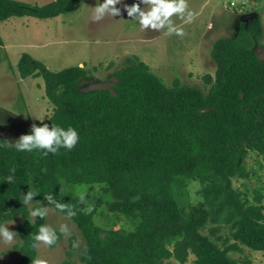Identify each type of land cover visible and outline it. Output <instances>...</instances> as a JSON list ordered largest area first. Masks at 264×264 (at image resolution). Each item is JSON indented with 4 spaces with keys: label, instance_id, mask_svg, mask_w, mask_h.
<instances>
[{
    "label": "trees",
    "instance_id": "obj_1",
    "mask_svg": "<svg viewBox=\"0 0 264 264\" xmlns=\"http://www.w3.org/2000/svg\"><path fill=\"white\" fill-rule=\"evenodd\" d=\"M78 1L39 5L0 0V22L23 16L54 18ZM262 35L256 17L242 23L235 38L215 43L217 68L214 76H204L207 92L180 80L169 87L147 63L132 56L107 77L118 78L116 94L110 89L84 93L83 86L102 81L85 66L54 72L23 53L21 77H43L53 104L51 115L37 126H72L79 140L71 151L61 149L46 157L0 148V226L24 218L15 246L20 263L37 264L32 237L47 215L33 221L29 210L46 205L56 209L46 195L66 205L65 211H57L76 213L68 217L83 239L80 247L77 237H71L69 258L60 264H74L78 249L83 264L185 263L190 254L196 256L195 264H250L230 253L244 247L264 251L263 195L256 190L252 201L233 182L250 177L246 159L251 151L264 157V61L254 50ZM4 140L10 143L0 136V143ZM11 168L15 178L10 184L4 177ZM190 181L199 182L201 201L186 208L180 199L188 196ZM89 186H100L96 208L105 206L134 227L97 224L96 209L83 194ZM29 190L38 194L23 203ZM210 223L216 226L205 233ZM224 226L230 237L221 246L216 240L222 239L218 234ZM57 235L59 239L62 233Z\"/></svg>",
    "mask_w": 264,
    "mask_h": 264
},
{
    "label": "rangeland",
    "instance_id": "obj_2",
    "mask_svg": "<svg viewBox=\"0 0 264 264\" xmlns=\"http://www.w3.org/2000/svg\"><path fill=\"white\" fill-rule=\"evenodd\" d=\"M21 1L44 5L54 0ZM231 1L187 0L189 9L194 13L193 22L183 24L173 17L174 23L183 27L184 36L140 30L135 21L128 20L124 10V4L131 5L134 0H123L122 4L117 5L121 8L119 16L106 15L97 22L91 17L93 7L99 0H79L71 11L54 18L23 16L0 22L3 43L0 44V136L15 143L21 135L31 130L33 124L45 121L53 112L43 77H21L18 63L23 53L31 54L54 72L72 66H85L102 81H107V77L121 67L127 57L137 56L167 86L174 87L175 81L180 80L182 84L200 87L207 92L209 85L204 76L215 75L217 66L212 51L219 39L235 38L242 23L259 17L263 31L260 44L264 46V0H249L240 6H232ZM191 59L201 62L199 65L204 62V65L193 71ZM246 166L250 177L234 179V187L252 201L255 200L256 190H259L264 204V157L251 151ZM199 188V182L190 181L188 196L180 199L182 205L187 208L199 203ZM83 194L87 196L90 207L96 209L97 224L107 228L134 227L123 215H115L105 206L96 208L94 202L100 196V186L85 187ZM46 207V225L59 232L61 226H66L67 233L61 232L54 247L42 246L37 249V264H60L69 258L71 237H77L80 247L83 239L68 216L51 206ZM23 221L24 218L18 217L4 224L13 232V240L10 243L0 241V264H21V254L15 246L20 243L18 227ZM215 226L210 223L204 232L209 233ZM218 235L222 239L216 241L224 246L223 241L230 237V229L224 226ZM79 255L78 249L73 255L74 264H83ZM230 255L237 259H248L250 264H264V251L244 247L243 252H231ZM195 260L196 256L190 254L185 263L172 259L170 264H195Z\"/></svg>",
    "mask_w": 264,
    "mask_h": 264
},
{
    "label": "clouds",
    "instance_id": "obj_3",
    "mask_svg": "<svg viewBox=\"0 0 264 264\" xmlns=\"http://www.w3.org/2000/svg\"><path fill=\"white\" fill-rule=\"evenodd\" d=\"M123 0H102L96 4L92 14L94 22L102 20L106 15L117 17L121 14V8L117 5L122 4ZM124 10L129 17L128 20L136 22L140 30L164 31L165 35L184 36L183 27H178L173 17L179 19L183 24H191L194 20V13L189 9L187 0H134L131 5L124 4ZM211 27V25L209 26ZM79 140L78 131L72 127L67 128L61 126L42 124L37 126L33 124L28 134L21 135L15 143H8L4 140L0 143V148L14 149L17 152H40L43 156L49 154H57L61 149L71 151L76 147ZM11 174L4 177V180L10 184L15 178V169H9ZM38 192L29 190L23 196V203L33 201V197ZM50 205H55L59 211H65L66 205L58 203L52 195L44 196ZM48 214V207L40 206L29 210V215L36 221L39 217L44 219ZM69 217L76 213L68 209ZM60 231L67 233L66 226H61ZM13 240V232L9 231L6 225L0 226V241L10 243ZM57 230L46 224H41L36 234L32 237V247L39 249L42 246L51 247L57 243ZM46 264V262H45Z\"/></svg>",
    "mask_w": 264,
    "mask_h": 264
},
{
    "label": "water",
    "instance_id": "obj_4",
    "mask_svg": "<svg viewBox=\"0 0 264 264\" xmlns=\"http://www.w3.org/2000/svg\"><path fill=\"white\" fill-rule=\"evenodd\" d=\"M254 50L259 60L264 61V46H260L258 41H255ZM118 78L116 76H111L107 81H94L86 84L81 88V91L84 93L96 91V90H112L113 94L115 92V86L118 83ZM242 97V94H241ZM209 109H204L202 112H208Z\"/></svg>",
    "mask_w": 264,
    "mask_h": 264
},
{
    "label": "crops",
    "instance_id": "obj_5",
    "mask_svg": "<svg viewBox=\"0 0 264 264\" xmlns=\"http://www.w3.org/2000/svg\"><path fill=\"white\" fill-rule=\"evenodd\" d=\"M201 62H199V61H195V59H191L190 60V65H191V67L193 68V71L194 70H198L201 66H203L204 65V62H202V64L201 65H199ZM189 71H192V69H188Z\"/></svg>",
    "mask_w": 264,
    "mask_h": 264
},
{
    "label": "built area",
    "instance_id": "obj_6",
    "mask_svg": "<svg viewBox=\"0 0 264 264\" xmlns=\"http://www.w3.org/2000/svg\"><path fill=\"white\" fill-rule=\"evenodd\" d=\"M249 0H232L231 5L232 6H240V5H245L247 4Z\"/></svg>",
    "mask_w": 264,
    "mask_h": 264
}]
</instances>
